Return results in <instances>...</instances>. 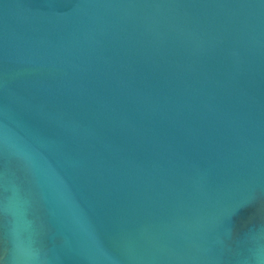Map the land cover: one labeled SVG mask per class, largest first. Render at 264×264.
Here are the masks:
<instances>
[{"label":"water","instance_id":"95a60500","mask_svg":"<svg viewBox=\"0 0 264 264\" xmlns=\"http://www.w3.org/2000/svg\"><path fill=\"white\" fill-rule=\"evenodd\" d=\"M0 264H264V0H0Z\"/></svg>","mask_w":264,"mask_h":264}]
</instances>
